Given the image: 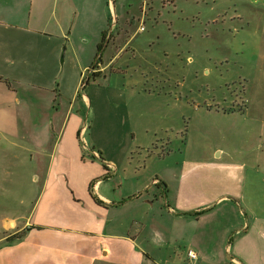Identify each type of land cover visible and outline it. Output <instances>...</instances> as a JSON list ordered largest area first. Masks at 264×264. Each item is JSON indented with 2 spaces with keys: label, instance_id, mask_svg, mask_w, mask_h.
<instances>
[{
  "label": "crops",
  "instance_id": "obj_1",
  "mask_svg": "<svg viewBox=\"0 0 264 264\" xmlns=\"http://www.w3.org/2000/svg\"><path fill=\"white\" fill-rule=\"evenodd\" d=\"M173 9L161 11L155 24ZM95 12L90 0L86 4L82 0H0V76L8 81L0 82L18 91V86H46L61 67L64 75L60 59L64 48L67 59L69 47H77L73 39L77 20ZM137 19L140 27L135 32H131L134 18H116L110 29L109 21L102 25L101 32L108 31L103 52L109 49L111 58L90 69L101 35L94 41L95 52L77 87L79 93L87 71L90 77L100 74L94 80L128 105L131 145L122 159L107 157L95 143H88L87 115L85 120L84 115L74 120L80 110L75 111L70 102L61 125L55 126L52 120L51 130L47 128L49 140L37 134L43 184L32 210L26 217H0V229L9 231L0 239L1 264H264V200L259 185L264 173L256 159L264 145L263 133L246 147L248 151L245 146L235 151L221 138L203 145L209 153L198 157L192 156L188 135V117L200 115L202 108L211 115L246 117L256 65L247 62L252 72L245 71L244 63L231 61L227 47H202L193 37L185 39L175 31L172 36L151 33L141 14ZM228 20L212 23L220 26ZM233 30L226 31L235 40L240 32ZM212 37L211 30L202 36L206 42ZM215 75L220 78L215 83L220 96L205 90L214 84ZM242 79L247 81L244 111L238 110L240 100L232 91ZM53 101L54 97L39 95L30 113L43 119L51 112L54 117L59 108L54 109ZM81 103L88 104L85 94ZM168 107L177 108L178 117H184L183 126ZM82 127L88 129L80 140ZM171 130H181L183 156L166 175L149 174L141 163L150 165L174 151L177 137ZM94 150L103 160L91 156ZM31 162L36 165L33 156ZM133 179L137 182H130L131 189L125 191ZM20 232L22 237L9 242ZM190 248L198 259H189Z\"/></svg>",
  "mask_w": 264,
  "mask_h": 264
},
{
  "label": "rangeland",
  "instance_id": "obj_2",
  "mask_svg": "<svg viewBox=\"0 0 264 264\" xmlns=\"http://www.w3.org/2000/svg\"><path fill=\"white\" fill-rule=\"evenodd\" d=\"M90 1L96 12L78 18L77 27L75 28L77 34L73 35L77 47L75 49L72 46L69 47L67 59L64 48L63 58L61 56L60 59L61 64L62 59L64 62V75L61 67L55 79L47 81L46 86H18L16 88L18 91H14L0 82V217H16L17 215L26 217L32 210L43 184L41 167L37 163L39 153H42L40 146H38L37 134L40 132L43 138L46 137L49 140L50 135L47 128L51 130L52 120L55 126L59 127L61 125L70 102L75 104V111L77 108L80 110L79 114L81 116L75 112L74 120H78L79 117L83 118L82 115H84L85 120L87 115L91 130L90 134H86L87 127L84 135L86 134L85 138L89 141L88 143H95L96 147H100L107 157H114L117 160L122 159L131 145L132 138L126 114L128 105L125 101H122L118 95L111 92L103 82L97 83L93 74L88 83H84L82 87L80 85L79 93H77L79 75L85 65L91 62L95 52L94 41L99 37L101 39L102 25L109 21L110 24L107 28L110 29L116 18L120 20L127 18L132 20L134 18L131 32H135L140 27L137 18L141 14L144 17L145 25H147V31L151 33L172 36L175 31L181 33L180 35L185 39L188 36L193 37L202 47L209 46L214 50H217L218 45H222L228 48L231 61L236 62L239 66L240 62L245 64V71L252 72V70H249L247 62L256 65L255 89L250 96L249 113L246 117L237 114L218 116L220 112L218 115H211V112L208 114L205 108L199 111L200 115L192 118L188 117L189 144L193 157H198L203 152L208 154L209 150L206 151L203 145L219 141L221 138L224 139L225 144L235 148V151H237L236 149H243L244 146L247 150L246 147L256 142L262 133L264 138V0ZM109 1H111L117 12L116 15L110 8ZM82 2L86 4L88 0H82ZM171 8L174 9L163 13L162 18L155 24L161 11ZM235 13L239 14L240 17L237 18ZM228 18L227 24L223 23L218 26L212 23L213 21L217 22V19L225 21ZM235 18L236 20H231ZM233 22L236 25L231 27L230 25ZM121 25L123 23L118 24L117 30ZM230 29H234L233 31L236 32L239 30L240 34L237 39L233 40L227 32ZM209 30H211L213 37L206 42L202 36L205 31ZM144 34L147 35L148 33L145 32ZM68 35L70 37L72 34L68 33ZM138 35H142V32ZM103 58L106 61L111 58L109 49L103 52L102 60ZM232 65L238 71L235 63H232ZM89 76L87 71L84 77L85 82ZM219 80L220 78L215 75L214 84L205 87V90L211 91L212 89L215 94L220 96V86L215 84ZM246 83L247 81L242 79L238 85L232 87L237 100H240L238 103L235 102L240 111H244L248 105L246 100H243L246 93ZM204 93L206 94V92ZM83 94L88 97L87 106L81 103ZM39 95L46 98L54 97L55 101L52 102V105H54L55 110L59 108V112H55L54 117L51 116V112H48L43 119L34 118V114L30 113V106L34 104V99H38ZM114 95H116L115 100L112 99ZM17 96H19V100H17ZM97 97L100 98V105H97ZM168 98L174 100L173 97ZM176 109V107L166 108L174 114V117L183 126L184 117L181 116L180 119L176 114ZM233 110H236V108ZM4 128L8 129V133L5 132ZM171 132L177 137L173 144L174 151L163 159L153 161L150 165L148 163L146 166V163L144 165L141 163V166H145L144 168L147 169L149 174L158 171L166 175L170 165L182 158L183 154L181 155V152L184 147L181 142V130H171ZM147 136H149L148 133ZM180 148L182 150H179ZM94 151L98 152L99 156L94 157L92 152L91 156L94 159L101 160L100 152ZM31 156L36 161V165L31 162ZM256 159L259 160L260 168L264 173V145H262ZM132 161L135 160L132 159ZM130 182L136 183L137 179L128 181L126 188H124L125 191L131 189ZM259 185L261 197L264 200V180L260 181ZM8 232L0 229V239L1 235Z\"/></svg>",
  "mask_w": 264,
  "mask_h": 264
},
{
  "label": "trees",
  "instance_id": "obj_3",
  "mask_svg": "<svg viewBox=\"0 0 264 264\" xmlns=\"http://www.w3.org/2000/svg\"><path fill=\"white\" fill-rule=\"evenodd\" d=\"M107 35H108V31H107V30L103 31V33H102V42H101V43L99 44V46H98V54H97L96 59H95V61L93 62V64H92V66H91L90 69H95V68L98 66V64L101 62V60H102V53H103V50H104V47H105V43H106ZM89 75H90V74H89ZM93 76H94V79H96L97 77L100 76V74H98V73H93ZM90 79H91V77L89 76L88 79H87V81H86V82L83 81V82H84V83H88V82L90 81ZM0 81L8 82L7 79H5V78L2 77V76H0ZM84 83H83V84H84ZM187 130H188V126L186 125V126H185L184 135H186L185 132H187ZM81 133H82V129L79 131V135H78L79 138H80V136H81ZM80 140H81V138H80ZM100 154H101V153H100ZM100 156H101V160H103V156H102V154H101ZM105 167H106V169L108 170L107 173L110 175L109 166L105 165ZM158 183H159V181H158ZM160 186H161V185H160ZM92 187H93V184L90 186V191H91V193L93 192V188H92ZM22 235H23V232H20V233H17L16 235H14V236H11V237L9 238V242H12V241L16 240L17 238L22 237Z\"/></svg>",
  "mask_w": 264,
  "mask_h": 264
},
{
  "label": "built area",
  "instance_id": "obj_4",
  "mask_svg": "<svg viewBox=\"0 0 264 264\" xmlns=\"http://www.w3.org/2000/svg\"><path fill=\"white\" fill-rule=\"evenodd\" d=\"M143 28V27H142ZM85 127H82V132L84 131ZM92 154L94 155V157L96 156H99L98 152L96 151H92ZM101 157V156H100ZM187 255L189 257L190 260H196L198 259L199 255L198 253L196 252V250L190 248L188 251H187Z\"/></svg>",
  "mask_w": 264,
  "mask_h": 264
},
{
  "label": "water",
  "instance_id": "obj_5",
  "mask_svg": "<svg viewBox=\"0 0 264 264\" xmlns=\"http://www.w3.org/2000/svg\"><path fill=\"white\" fill-rule=\"evenodd\" d=\"M105 45H107V42H106V44Z\"/></svg>",
  "mask_w": 264,
  "mask_h": 264
}]
</instances>
